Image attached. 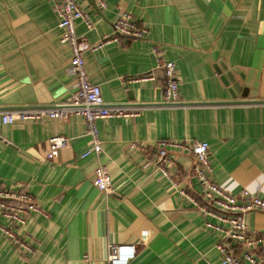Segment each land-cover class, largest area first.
<instances>
[{"label": "crops", "instance_id": "crops-1", "mask_svg": "<svg viewBox=\"0 0 264 264\" xmlns=\"http://www.w3.org/2000/svg\"><path fill=\"white\" fill-rule=\"evenodd\" d=\"M102 1L77 0L94 25L77 19L78 34L99 40L112 33L121 11H130L146 32L86 50L88 77L105 103L135 105L138 112L99 119L101 151L85 156L82 115L0 126V188L25 185L41 207L24 224L11 223L0 209V264H109L112 242L135 243L127 264H222L219 235L179 193L183 188L203 200L192 155L170 148L174 185L152 152L159 139H204L220 187L264 197V0ZM57 22L53 0H0V111L54 105L72 94L74 77L66 70L71 51ZM164 59L176 65L175 102L162 97L157 63ZM149 74L154 78L141 77ZM54 135L69 141L49 158ZM132 141L147 151L131 148ZM101 161L110 171L111 194L92 182ZM246 222L264 233V211L247 212ZM256 253L264 256V246Z\"/></svg>", "mask_w": 264, "mask_h": 264}, {"label": "built area", "instance_id": "built-area-1", "mask_svg": "<svg viewBox=\"0 0 264 264\" xmlns=\"http://www.w3.org/2000/svg\"><path fill=\"white\" fill-rule=\"evenodd\" d=\"M54 11L61 30L60 40L69 46L71 55L66 67L67 73L74 77L73 92L63 102L54 105H24L0 111V126L15 120H39L46 116L66 118L70 114L82 115L85 120L88 147L82 153L99 154L101 139L97 121L110 116H134L138 112L135 105H113L105 103L99 84L91 82L85 67L84 52L96 50L105 43L119 40L120 35L141 37L146 28L137 23L130 11H121L113 23V31L105 34L95 42H90L78 34L75 21L81 19L87 28H92L90 15L83 10L77 0H53ZM100 5L104 6V2ZM153 52L158 53L156 47ZM162 69L163 84L162 97L165 102H175L179 98V85L176 65L171 59L160 60L157 63ZM153 79V74L141 76ZM69 137L54 135L50 137L49 158L58 154L60 147L65 146ZM131 148L147 151L142 142L132 141ZM170 148L188 152L193 157L192 174L195 177L203 200L179 189V193L186 197L194 206L207 217L206 227L219 235L215 248L220 255L222 264H264V256L256 253L258 247L264 246V233L249 229L246 213L252 210L264 211V197L241 188L239 193H231L218 185L211 177L209 160V144L204 139H159L156 141L153 155L157 169L168 177L172 184H176L170 167L176 165V160L170 155ZM92 182L100 191L111 194L114 191L110 171L104 161L98 162L93 170ZM0 209L10 221L20 224L26 223L31 213L41 211L39 203L28 191L25 185L14 188H0ZM208 217H211L209 219ZM214 218L215 220H212ZM4 232L15 238L21 245L28 247L24 240L15 235L11 227H4ZM147 234L146 229L140 231ZM135 243L112 242L107 247V261L109 264H127L135 255Z\"/></svg>", "mask_w": 264, "mask_h": 264}, {"label": "water", "instance_id": "water-1", "mask_svg": "<svg viewBox=\"0 0 264 264\" xmlns=\"http://www.w3.org/2000/svg\"><path fill=\"white\" fill-rule=\"evenodd\" d=\"M232 93V92H231ZM233 94V97H234V93H232Z\"/></svg>", "mask_w": 264, "mask_h": 264}]
</instances>
